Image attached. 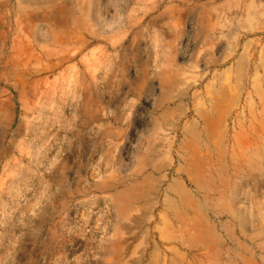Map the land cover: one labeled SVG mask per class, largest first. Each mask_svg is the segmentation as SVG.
Here are the masks:
<instances>
[{
	"label": "rangeland",
	"instance_id": "obj_1",
	"mask_svg": "<svg viewBox=\"0 0 264 264\" xmlns=\"http://www.w3.org/2000/svg\"><path fill=\"white\" fill-rule=\"evenodd\" d=\"M0 264H264V0H0Z\"/></svg>",
	"mask_w": 264,
	"mask_h": 264
},
{
	"label": "crops",
	"instance_id": "obj_2",
	"mask_svg": "<svg viewBox=\"0 0 264 264\" xmlns=\"http://www.w3.org/2000/svg\"><path fill=\"white\" fill-rule=\"evenodd\" d=\"M244 1H247V0H244Z\"/></svg>",
	"mask_w": 264,
	"mask_h": 264
}]
</instances>
